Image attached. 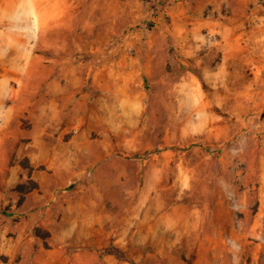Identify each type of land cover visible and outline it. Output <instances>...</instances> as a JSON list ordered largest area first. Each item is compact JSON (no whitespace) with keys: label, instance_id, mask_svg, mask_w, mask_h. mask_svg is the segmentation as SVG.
Wrapping results in <instances>:
<instances>
[{"label":"rangeland","instance_id":"obj_1","mask_svg":"<svg viewBox=\"0 0 264 264\" xmlns=\"http://www.w3.org/2000/svg\"><path fill=\"white\" fill-rule=\"evenodd\" d=\"M0 31V264H264V0H0Z\"/></svg>","mask_w":264,"mask_h":264},{"label":"trees","instance_id":"obj_2","mask_svg":"<svg viewBox=\"0 0 264 264\" xmlns=\"http://www.w3.org/2000/svg\"><path fill=\"white\" fill-rule=\"evenodd\" d=\"M193 146H201V145H199V144H191V145H188L187 147L171 146V147H167V148L175 150V151H179V150L184 151V150H188V149L192 148ZM32 184H33L32 186H27V184H24V183L19 184L17 186L16 190L19 191L22 194L23 193H27V192H29V191H31V190H33L34 188L37 187L36 183L32 182ZM103 252L104 253H108V254H112V255L116 256L117 258H119V259L126 260V255L121 250H118V249H115V248H110V249L104 250Z\"/></svg>","mask_w":264,"mask_h":264},{"label":"bare ground","instance_id":"obj_3","mask_svg":"<svg viewBox=\"0 0 264 264\" xmlns=\"http://www.w3.org/2000/svg\"><path fill=\"white\" fill-rule=\"evenodd\" d=\"M25 1H26V0H25ZM34 1H35V0H34ZM32 2H33V1H32ZM27 3H28V2H27ZM28 4H29V3H28ZM34 5H35V4H34ZM34 5H32L29 9H31V10H30L31 13L37 15V9L34 7ZM36 6H37V5H36ZM38 7H39V5H38ZM23 8H24V7H23ZM23 8H22V9H23ZM39 8H40V7H39ZM39 10H40V9H39ZM26 12H28V11H26ZM24 13H25V11H22L21 14H24ZM28 14H29V12H28ZM27 16H28V15H27ZM30 16H31V15H30ZM36 17H37V16H36ZM40 19H41V17H40ZM15 20H16V19H15ZM36 20H37V19H36ZM37 23H38V22H37ZM14 26H15V25H14ZM21 27H23V26H21ZM21 27H20V28H21ZM15 29H16V28H15ZM15 29H14V30H15ZM21 29H22V28H21ZM25 29H26V28H25ZM18 30H19V29H18ZM4 31H5V29H4ZM4 31H3V32H4ZM10 31H11V30H10ZM10 31H9V32H10ZM0 32H1V31H0ZM5 32H7V31H5ZM20 32H21V31H20ZM13 33H14V32H13ZM15 33H17V32L15 31ZM20 34H21V33H20ZM18 35H19V34H17V36H18ZM19 36H20V35H19ZM19 36H18V37H19ZM15 38H16V37H15ZM10 41H11V39H10ZM12 41H13V40H12ZM0 44H1V43H0ZM9 45H10V43H9ZM6 46H7V45H6ZM6 46H5V47H6ZM3 51H4V50H3ZM26 60H27V59H26Z\"/></svg>","mask_w":264,"mask_h":264}]
</instances>
